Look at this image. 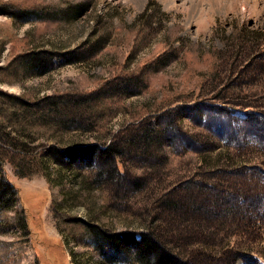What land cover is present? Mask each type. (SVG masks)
Returning <instances> with one entry per match:
<instances>
[{
  "label": "rangeland",
  "instance_id": "374dc122",
  "mask_svg": "<svg viewBox=\"0 0 264 264\" xmlns=\"http://www.w3.org/2000/svg\"><path fill=\"white\" fill-rule=\"evenodd\" d=\"M0 3L7 6L5 11L0 8V144L8 145L0 148V178L5 183L0 190V264H139L130 247L110 251L113 247L102 243L100 250L114 258L101 255L86 222L97 221L101 214L106 232L157 227L164 241L172 238L171 232L177 235L180 228L192 226L189 216L163 209L164 199L177 202L186 188L193 198H209L213 207L210 183L234 189L248 180L233 176L234 171L264 173V0ZM34 55L42 63L29 65ZM131 74L139 82L124 83L125 92L114 89L109 97L87 103L68 99L60 105V128L41 124L38 107L46 97L87 93L108 79L116 82ZM24 101H35L38 107ZM227 107L237 118L229 117ZM34 112L37 121L29 122L31 132L19 135L12 123L20 114ZM245 112L253 117L250 123L239 119ZM243 122L241 128L234 127ZM78 123L86 124V130L76 127ZM145 123L156 131L167 130L143 145L142 134L150 131ZM132 133L134 139L122 140ZM113 138L125 145L116 155L126 177L120 178L118 189L112 187L116 175L94 163L96 157L84 156L83 150L72 154L81 142L100 145ZM53 146L64 154L48 152ZM46 151L61 158L62 169L67 166V182L54 175L58 161L40 155ZM21 152L28 155L21 157ZM40 157L52 169L44 168ZM26 160L39 164L24 170ZM229 168L233 170L228 173ZM33 169L38 171L29 176L17 172ZM193 183H205L207 190L195 193ZM263 186V180L253 179L248 187L261 191ZM244 201L229 200L234 207ZM255 201L246 200L248 212L258 210ZM224 222L228 234L216 231L221 221L210 231L211 253H220L231 241L244 251L231 264H264V218H258L246 236L239 217L229 213ZM189 248H180V254Z\"/></svg>",
  "mask_w": 264,
  "mask_h": 264
},
{
  "label": "trees",
  "instance_id": "16d2710c",
  "mask_svg": "<svg viewBox=\"0 0 264 264\" xmlns=\"http://www.w3.org/2000/svg\"><path fill=\"white\" fill-rule=\"evenodd\" d=\"M4 7H7V6L5 4L0 3V8L2 10H4ZM42 61L43 59L39 55H34L33 58L29 60L30 64L29 63L27 64L29 65H32L35 63L40 64L42 63ZM135 77H136L135 74H131V76H120L118 77L120 78V80L116 82L108 79L106 82H102L100 85H98L96 89L90 92H87V93H83V94L80 93L77 95L66 96V95H61L60 93H55V95L46 97L45 102L42 101L44 104V106L42 107H38L35 101H24V103L25 104L27 103L29 105H36L34 107H38V111L40 112V114H37V115L40 117L39 119L42 120L41 124H46L50 128V130H54L52 128H55V127L60 128L63 125V120H62L63 114L61 113L60 105L61 104L63 105L64 102H66L68 99H70L69 100L70 102L82 101V102L87 103L88 99L92 98L93 100H95L97 96L109 97L110 94H107V93H110L109 91H112L114 89L121 88L120 90L122 92H125L124 90H126V88L124 87V83L137 79ZM137 81L139 82L138 79ZM134 85H135V82H134ZM128 91H131V90H128ZM227 108H228L229 114L231 115L229 117L237 118L236 114L233 113L234 110L230 107H227ZM215 112H217V115L215 117H219L218 111L216 110ZM34 113H32L33 115L26 114L24 117L23 115L21 116L20 114L14 120L15 123L14 124L12 123V125H14V129L16 130V132L19 133V135L23 134L25 136V133L31 132V130H29L28 128L30 126L29 122H32V120L34 121L36 119V118L35 119L33 118V117H36V113L35 114ZM245 115L246 116H241V118L239 119L240 120L242 119L246 123H250L249 120L250 121L253 120L251 113L245 112ZM83 116L85 118L84 119V123H85L86 114L85 115L83 114ZM28 120H31V121H28ZM244 122L241 123V125L239 123L237 125L234 124V127L241 128ZM84 123H78L76 127H81V130H86V124ZM229 124H231L230 121H229ZM145 127H146V130L149 129L150 131L143 132L142 134L144 137L142 141L143 145L145 144L146 141L151 142V141L158 140L161 137V134L163 133L164 135L165 131L167 130V129L160 128V130L158 129L156 131L155 128H152L150 125H147L146 123H145ZM127 137H130V138L126 141H131L132 139H134L135 135L133 133H132V136H128L126 134V136L122 138V140L126 139ZM220 137L225 138V135L222 134V136L220 135ZM228 139L229 138H225L224 140H227L233 143L234 139L233 140H228ZM238 140L239 139H237V141ZM7 143H10V140H8ZM237 143L238 142H236V144ZM7 146L8 145L4 141H2L0 144V148L8 149ZM77 146L78 147L74 149L72 154L78 155L80 151L83 150L85 152L83 154L84 156L92 157V159L93 157H96V160L94 159L95 160L94 163H98V166L103 164L102 167L105 166L107 172L109 171L110 174L116 175V178L112 180V182L116 184L115 186H112V187L118 189L119 182L120 180H122L120 178L123 177L126 179V177L124 176L125 173L121 172L118 169L119 167L117 165L116 155L119 154L120 152L122 153L123 148H125V145L124 144L120 145L118 138H113L109 140L106 144H100V145H97L96 143L95 144H86V143L83 144L81 142ZM136 146H138L136 147L138 150L140 148V144ZM249 146L251 147L253 145L249 144ZM47 150L48 152L59 151L61 155L64 154L63 150H58L54 146L48 147ZM21 154H22L21 157H24V155H28V154H25L24 152H21ZM40 155L45 157L44 160L46 159L47 161L50 160L51 158L53 160L56 159L60 167L54 170L55 171L54 175L57 177L58 180L60 179L61 181L67 182V178L64 176V173H65L64 171L67 166H64L63 168L64 170L62 169L61 158L57 159L56 156L50 157L47 151H46V154L44 153ZM15 157L16 156L14 154V158ZM103 158L105 159L104 163L102 162ZM84 159L86 158L84 157ZM39 161L42 164V166H44V168L48 167L47 169H52L49 166V162L47 166L41 157ZM12 162L15 163L14 160H12ZM31 162L32 164L29 163V160H26V164H24L22 168L24 170L31 169L35 165L39 164L38 161H35V162L31 161ZM82 164L86 165V162H82ZM44 168L42 167V170L45 173ZM24 170L17 171L18 175L29 176L31 174L36 173V171H38L37 169L28 170V171H24ZM231 170L233 169L229 168L227 169V172L229 173ZM235 170H237L236 167H235ZM101 171L98 174H100ZM243 171L245 174H242V175H240L238 172H235V171L233 172V176H237V177L244 176L245 179L248 178L247 181H244L245 183L243 184L240 183V185L234 187V189L222 190L220 188H217V184H215L216 182L210 183L211 185L210 187H208V189H209V192L211 191V193L213 194V198H210V201L213 202V207L211 206L210 203L207 202L209 201V198H207V201L206 199L203 201H200L199 197L193 198L194 193L192 194L188 193L189 191L187 192L186 188L184 189L185 190L183 193L184 195L180 194L181 199H176L177 202H175V200H172V198L164 199V201H162L164 205L163 209L168 210V211H175L180 216H184V217L189 216L187 218H190L192 220L191 228H188V227L180 228L179 233L177 235H175L176 234L175 232H171L170 235L172 236V238L164 239L165 243L161 239L163 237V234H160L159 232L160 230L157 227L152 228L150 230L148 229L138 230L137 232H129V233L106 232L100 226L102 223L101 214H99L97 221L91 220L90 222H86L87 224L85 226V229L87 231V234L92 237L91 242L94 245L95 249L97 251L99 250L101 255L106 256L105 258L107 259H112L114 257H111L110 255H107L108 254L107 252L105 251L102 252L100 250L102 249V247H100L102 243L110 244L113 247L112 250L110 251H115L116 249H122L123 251H126L130 247V249H132L134 259L139 264H231V261L234 257H239L244 254V251L239 248L240 246L234 245L233 243L231 244V241H230L223 245L222 250H219L220 253L213 255L212 254L213 252L211 251V248H210L211 245L209 244L207 239L209 237V234L211 233L210 232L211 229L215 227L218 221H221L223 224L222 226L219 225V228L216 231L218 233L228 234L226 231L227 229H225L226 223L224 221L228 219L229 213H230V216L233 214L234 217L235 216L239 217V219L244 221L243 230H244L245 236L246 234H249V232L251 233L255 230L254 226L258 218H264V189H262L261 191H258V190L252 191V189L248 187L250 181H252L253 179H255V181H258V179H260V181L261 180L264 181V177L262 176L264 173L262 175L260 173H257L259 175L257 174L250 175L249 172L245 170ZM74 174L73 175L76 177L77 176L76 173ZM229 175L231 176L232 174H229ZM4 184L5 183H3L0 178V190H2L3 188L2 185ZM193 184L195 185L194 188L195 187L197 188L195 193L199 192L200 189L207 190V185L205 183H202L201 185H198L197 183H193ZM8 185L11 187L12 184L8 183L7 186ZM79 185L81 187H86V185L82 186L80 181H78V186ZM218 190L219 191L222 190V191L219 192ZM72 195L73 194H71V196ZM209 195L210 194H208L207 196ZM231 199H234V200H238V199L244 200L245 199V201L241 203L239 207L237 206L234 207V205L231 202H229V200ZM252 199L256 200L255 202L257 206L259 208L261 207L260 210L258 208V210L255 212L247 211L248 207H246V203H247L246 200L250 201ZM55 203H56V200H55ZM228 203L230 204L229 206L227 205ZM224 204L227 205L226 208L224 207ZM3 207L4 206L2 203V194L0 193V208H3ZM54 209H56V207ZM234 211H237V213H233ZM54 216L56 217V221H57L59 218L57 219L58 214L56 212L54 213ZM70 217L71 216H68L67 218H70ZM228 227L230 226L228 225ZM57 228L62 232V228L60 226H58ZM183 239L184 241L181 243L180 240H183ZM126 241H129V242H126ZM182 247H183V250L185 249V247H190L189 252L187 251V253L184 254L183 250H181V253H182L181 255L180 248ZM115 254H118V253H115ZM257 263L258 262H255V264Z\"/></svg>",
  "mask_w": 264,
  "mask_h": 264
}]
</instances>
